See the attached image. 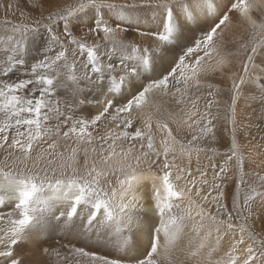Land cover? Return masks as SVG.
Returning <instances> with one entry per match:
<instances>
[{"label":"snow or ice","instance_id":"obj_1","mask_svg":"<svg viewBox=\"0 0 264 264\" xmlns=\"http://www.w3.org/2000/svg\"><path fill=\"white\" fill-rule=\"evenodd\" d=\"M27 8L0 0V264H264V0Z\"/></svg>","mask_w":264,"mask_h":264},{"label":"bare ground","instance_id":"obj_2","mask_svg":"<svg viewBox=\"0 0 264 264\" xmlns=\"http://www.w3.org/2000/svg\"><path fill=\"white\" fill-rule=\"evenodd\" d=\"M21 6L24 9V11H29L30 9L27 8V0H21ZM20 10H16L15 12L19 13ZM38 14V11H37ZM2 15V14H1ZM5 16V15H4ZM20 16V15H19ZM1 17V16H0ZM1 20V19H0ZM15 20V19H14ZM2 34V33H0ZM191 34V33H189ZM129 38H133L131 35L129 36ZM165 59H167V57H165ZM216 82V81H213ZM223 86V85H222ZM250 103V100L247 96V94H245V97L243 99L240 100L239 102V108H238V112H240V114L243 116L245 113H249L252 111V109H257L259 110V104L255 103L252 104L251 107H248V104ZM254 119V118H253ZM253 134H255V131L253 130ZM212 147V145H210ZM220 152H223L224 150H218ZM195 159V158H194ZM264 174V172H263ZM235 185L234 182L230 183L229 186V193H231L232 191H234ZM255 210L260 212V218L256 221V231H261L262 230V226H264V208H261L260 206V201L257 200L256 205L254 206ZM148 205L145 204L143 206V208H141L139 205L136 208L137 212H140L141 214H147L149 216L152 215L151 212H147ZM87 243V241L84 240H78L76 238L73 237V235L71 234H66L61 232L59 229L52 234V238L47 242L46 245H42V247L44 246H48L51 248H60V245H67L68 247H72L73 245L76 247H84L85 244ZM34 249V245L33 244H29L26 248H25V253L26 254H31V251ZM88 250H92L91 248H89ZM68 249H61V257H63L65 254H67ZM48 259V258H46ZM49 264H57V260L55 257H52L50 259ZM69 264H75L74 260H70Z\"/></svg>","mask_w":264,"mask_h":264},{"label":"rangeland","instance_id":"obj_3","mask_svg":"<svg viewBox=\"0 0 264 264\" xmlns=\"http://www.w3.org/2000/svg\"><path fill=\"white\" fill-rule=\"evenodd\" d=\"M20 12V11H19ZM2 14V15H1ZM5 13L2 11V10H0V27H11V25H4L3 24V20H4V18H5ZM20 14L19 13H17V12H15L14 14H9L8 15V19H11V20H13V21H16V20H18L19 18H20V16H19ZM15 19V20H14ZM212 147H215V148H217V150H224V148L226 147V143H224V142H222V143H218V144H215V145H212ZM262 174H263V172H262Z\"/></svg>","mask_w":264,"mask_h":264}]
</instances>
